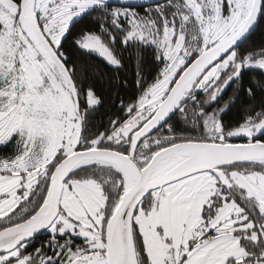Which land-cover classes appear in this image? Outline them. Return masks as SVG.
Masks as SVG:
<instances>
[{"label":"snow or ice","instance_id":"1","mask_svg":"<svg viewBox=\"0 0 264 264\" xmlns=\"http://www.w3.org/2000/svg\"><path fill=\"white\" fill-rule=\"evenodd\" d=\"M258 29L264 0H0V264H264Z\"/></svg>","mask_w":264,"mask_h":264},{"label":"trees","instance_id":"2","mask_svg":"<svg viewBox=\"0 0 264 264\" xmlns=\"http://www.w3.org/2000/svg\"><path fill=\"white\" fill-rule=\"evenodd\" d=\"M261 31L262 30H257V33L252 37L253 41L256 43H259L261 41H264V35H261ZM133 71L132 67H129V69L127 70V72H125V74H130ZM125 98H127V96H125ZM104 119L106 120L107 118L104 117Z\"/></svg>","mask_w":264,"mask_h":264}]
</instances>
